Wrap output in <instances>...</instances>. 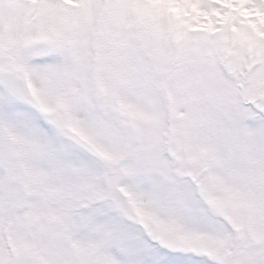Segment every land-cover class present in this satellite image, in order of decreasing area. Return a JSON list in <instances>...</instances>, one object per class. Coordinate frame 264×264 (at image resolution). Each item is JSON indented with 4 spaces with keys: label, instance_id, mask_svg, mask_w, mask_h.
I'll return each instance as SVG.
<instances>
[{
    "label": "snow or ice",
    "instance_id": "1",
    "mask_svg": "<svg viewBox=\"0 0 264 264\" xmlns=\"http://www.w3.org/2000/svg\"><path fill=\"white\" fill-rule=\"evenodd\" d=\"M0 264H264V0H0Z\"/></svg>",
    "mask_w": 264,
    "mask_h": 264
}]
</instances>
